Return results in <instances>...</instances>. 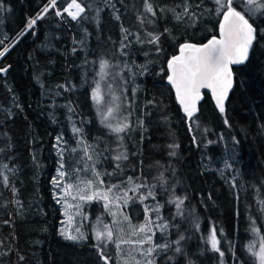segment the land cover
I'll use <instances>...</instances> for the list:
<instances>
[{
  "label": "trees",
  "instance_id": "obj_1",
  "mask_svg": "<svg viewBox=\"0 0 264 264\" xmlns=\"http://www.w3.org/2000/svg\"><path fill=\"white\" fill-rule=\"evenodd\" d=\"M70 1L56 0L29 29V20L50 0H0V51L9 45L0 57V68H8L0 73V171L9 177L8 187L0 177V264H104L90 232L79 243L57 233L61 213L50 181L58 166L53 147L58 136L66 142L65 157L73 167L83 155L79 149L96 148L98 170L113 174L101 177L104 188H151L155 199L143 201L139 197L149 188L128 191L131 199L122 211L131 224H145L146 217L152 222L148 248L169 245L155 249L153 264H258L248 246L264 244V32H258L247 61L232 67L225 113L203 92L193 122L167 84V64L181 44H202L218 36L223 16L215 0H188L195 16L182 20L176 13L183 12L185 0H151L155 17L144 13L143 0H78L86 11L77 20L66 13L57 16ZM234 6L244 12L235 0ZM142 15L154 23L141 25ZM254 21L264 29V17ZM122 28L131 33L127 40ZM146 30L160 34V52L156 45L137 42V35L147 39ZM122 40L126 55H121ZM101 56L119 62L127 81L125 104L131 101V108L123 115L131 129L119 134L122 141L101 124L91 99ZM121 91L116 89L117 95ZM73 126L81 132L74 134ZM119 151L128 159L117 169L111 157ZM173 151L176 155H170ZM175 197H186L180 215L175 203H169ZM145 206L151 211L146 213ZM84 208L90 224L97 217L106 219L100 203ZM158 212L161 218L155 222ZM164 223L168 227L161 231L157 225ZM213 228L223 257L209 243ZM180 236L184 239L177 245Z\"/></svg>",
  "mask_w": 264,
  "mask_h": 264
},
{
  "label": "snow or ice",
  "instance_id": "obj_2",
  "mask_svg": "<svg viewBox=\"0 0 264 264\" xmlns=\"http://www.w3.org/2000/svg\"><path fill=\"white\" fill-rule=\"evenodd\" d=\"M217 4V13L223 16V20L220 23L221 38L217 39L213 36L205 44L196 45L191 43H184L180 45L181 55L172 56L168 60V73L167 81L176 91L177 99L181 106L183 107L184 112L186 113L189 120L195 122L194 114L197 111V101L200 99V89L210 88L212 91L213 98L216 101V107L219 112L223 115L225 113V100L228 96L229 90L233 87V72L230 68V65H240L244 64L249 56V50L253 46V42L257 38L258 32H264V29H260L255 25L254 17L259 14V16L264 17V0H243V6L245 11L241 12L236 9L234 6V0H215ZM56 6V0H50L49 5L45 6L43 12L38 14L35 19H30L27 25V28H32L36 24L37 20L42 18L44 13H47L49 8H54ZM200 5H196L198 8ZM75 8V11H70L69 9ZM3 10V4L0 3V11ZM143 10L144 13L151 14L152 17L157 15L154 10L153 3L151 0H143ZM164 11L163 8L160 9ZM223 10V11H221ZM68 15L71 16L73 20H77L81 14L85 13L86 7L82 6L78 0H71V3L67 8L64 9ZM57 16L61 15V12L58 10L56 12ZM195 13L191 11V8L188 4V0H185V6L182 13H176V19L182 20L184 17H194ZM119 19V17H116ZM141 25L153 24L154 21L149 19L147 16H138ZM251 21V22H250ZM167 31V29H165ZM122 32L125 33L124 40H127L128 35L131 33L127 29L122 28ZM23 35V33H21ZM145 36L147 39H141L137 35L136 40L138 43H148L156 45L157 52H160L159 48L160 34H156L152 31H145ZM127 47L121 41V55H126L123 49ZM8 48L5 47L3 51H0V57H3ZM75 51V49H74ZM124 68H127V65H124ZM119 69V71H117ZM124 69L121 68L119 62L112 63L109 59H105L101 56L98 60V70L96 71L97 79H94V87L91 89V99L96 106L97 116L100 119L101 124L110 130L111 133L117 134V137L120 141L123 140V137L119 134L124 133L131 129V124L128 122V116L123 115L124 111L131 108V101L127 100L126 96V87L127 81L123 79L121 72ZM131 71L130 69H128ZM8 68H0V73H6ZM109 77L111 79L109 80ZM103 82V90H102ZM60 87H65L66 90H69L64 85ZM116 89H121V94L117 95ZM135 89H133V95H135ZM149 104L153 101H149ZM69 111H72L69 108ZM131 115V112L128 113ZM119 117V119H117ZM113 121H117L113 123ZM140 125L143 126V121H139ZM225 125H229L228 119L224 120ZM192 130L191 127L189 129ZM81 132L80 128L73 126V133L79 134ZM223 137H221L222 139ZM195 141V137H193ZM235 141V137L233 138ZM56 144L53 145L54 148H57L59 155V160L57 161L58 167L56 169V176L52 177V185L57 191L53 192V198L56 199L57 203H61L62 200L71 196L73 200L77 198L82 202H90L93 200H102L103 207L105 211L113 217L111 223H105L101 217H97V222L102 225V228H96L93 226L94 239L97 241L94 247L97 249V253L104 264H109V261L113 259L111 255L106 253V249L110 245H114L117 256L123 254V245H131L132 250H137L136 246L139 245L141 249L145 244L152 243V235H149L150 232L149 224L152 222L147 220L146 223L139 226L131 225L129 218L123 213L119 215L123 216V220H118L116 217L117 212L112 211V206L115 200L124 199V203L127 204V200L131 199L128 197V191H138L141 188H149L147 195L141 194L140 199L143 201L148 196H151L155 199V194L152 192L151 188L147 184H137L134 189H121V185L112 184L103 189L101 185H104V180L101 179L103 175L111 176L112 173H102L98 170L97 164L100 160V153L97 152L96 148L92 145H85L83 148L79 149L83 153L78 160L73 161L72 163L76 166L73 167L65 157V152L69 151L66 146V142H63V137L58 136L56 138ZM64 144L63 147L60 145ZM238 143V141H236ZM82 143L80 139L77 140V146ZM213 143V141H209ZM119 147H123L122 143ZM171 148H176L178 145H170ZM71 153H77L78 148L70 149ZM105 151H111L109 148H105ZM95 153V158L94 154ZM170 155H176L175 151L171 152ZM111 159L116 162L115 166L117 169H120V162L127 160L128 156L126 152L119 151L111 157ZM226 166L230 167V165ZM4 168H8L7 165H4ZM162 176V174H161ZM0 177H2V183L4 187L9 186V177L4 174L3 171H0ZM129 181L132 180L131 177L128 178ZM163 183V180H161ZM235 186V185H233ZM154 187V185L152 186ZM113 189L117 191H123V196L113 197ZM13 195L16 193V189L12 187ZM75 192L76 195H72ZM62 193V195H61ZM185 198L175 197L174 200H170L169 203H175L177 214H182V205L184 204ZM18 203V201H17ZM264 203V202H262ZM79 213L80 204L74 205ZM160 205H157L156 211L159 210ZM264 210V209H262ZM151 211L147 206H145V212ZM159 218V217H158ZM84 219H87L85 216ZM125 223L127 228L130 231H126ZM163 231L168 227L166 223L157 225ZM199 225H197V228ZM255 231V229H253ZM76 234H71L66 231H61V235L65 240L79 243L85 239L87 236L81 229L78 227L75 229ZM124 235L121 236L120 234ZM184 237L180 236L179 240L175 241L178 245L180 240H183ZM209 243L213 251L220 252L218 248L219 241L216 238V230L212 229ZM168 244H156L153 247L148 248L147 250H140V255L144 257H151L152 253L157 248L167 249ZM249 251H252V245H249ZM175 251L177 253L181 252L180 247H176ZM261 252L264 253V244L261 245ZM221 257L224 256L223 252H220ZM253 255H258L260 259V264H264V254L253 253ZM23 259V257H21ZM126 264V262H125ZM137 264H140L137 261ZM145 264H153L151 259H146Z\"/></svg>",
  "mask_w": 264,
  "mask_h": 264
},
{
  "label": "rangeland",
  "instance_id": "obj_3",
  "mask_svg": "<svg viewBox=\"0 0 264 264\" xmlns=\"http://www.w3.org/2000/svg\"><path fill=\"white\" fill-rule=\"evenodd\" d=\"M235 1L242 7L243 11H245L244 6H243V0H235ZM70 3H71V1L65 7L67 8ZM69 10L70 11H75V8L73 7L72 10L71 9H69ZM66 15L69 18H71V16L68 15L67 12H66ZM258 18H262V17L259 16V14H257V16L254 17L253 19L256 20ZM5 47L9 48V45L7 44V46H4L3 49ZM3 49L1 51H3ZM176 56H179V53ZM117 119H119V117ZM116 122L117 121H113V123H116ZM56 142L57 141L55 140V144H56ZM63 142H65V141H63ZM63 142L60 145L61 147L64 146ZM54 150H55V153L57 154V156L59 157L58 152H57V148H54ZM66 153H67V151L65 152V155H66ZM56 174L57 173H56V170H55L53 175H52V177L56 176ZM52 177H51V181H50V186H51V191H52V196H53V192L57 191V189L53 188ZM100 187H101V189L104 188L103 185H101ZM118 192L119 191H117L116 189H113V193L111 195L113 197L120 196V193H118ZM61 195H62V193H61ZM72 195H76V193L73 192ZM54 201H55L56 205L58 206L59 211L61 213V218L59 219V223H58V227H57V233L63 239H64V237L61 235V231L62 230L66 231L68 233H71V234H76L75 229L79 227L81 229V231L85 233V235H86V232H90L91 235L94 238L93 226H95L96 228H102V225L97 222V218H96V222H92V224L89 223V214L87 212H85V208L84 207H88V204H90L92 202H97V203L101 204V206L103 208V211H104V214L106 215V219L105 220L102 219V218L101 219L105 223H109L110 224L112 219H113V217L110 216L105 211V209L103 207V201L102 200H93V201H90V202H82V201H79L78 198L76 200H73L71 198V196H69V197L66 198V203H65V200H62L61 203H57L56 199H54ZM76 204H80L79 213L77 212V209L74 207V205H76ZM123 204H124V199H120V200H115L114 204L112 206V211L118 213L116 218L118 220H121V221L123 220V216H121L119 214L123 213V211H122V205ZM123 215H124V213H123ZM85 216L87 217V219H84ZM160 218H161V213L160 212L156 213V216L154 218L155 222L158 219L160 220ZM131 225L139 226L141 224H135V225L131 224ZM125 229H126V231H130V229L127 228V224L126 223H125ZM150 232H151V229H150ZM120 235L123 236L124 234L121 233ZM261 245L262 244L259 241H256L254 244H252V251H251L252 254L253 253L264 254V253L261 252ZM122 247H123V254L120 255V256H117V253H116L114 245H110L109 246V248H108L109 249V255H111L113 257L112 263L114 261V264H125V262H126V264H137V261H139L140 264H145V260L146 259H151V257H144V256L140 255V250H147L148 249V247L146 245L143 246V249H141L140 246L137 245L136 246L137 250H135V251L132 250V246L131 245H127L126 244V245H123ZM254 256L256 257V259L258 261V264H260L259 256L258 255H254ZM109 263H111V261H109Z\"/></svg>",
  "mask_w": 264,
  "mask_h": 264
},
{
  "label": "water",
  "instance_id": "obj_4",
  "mask_svg": "<svg viewBox=\"0 0 264 264\" xmlns=\"http://www.w3.org/2000/svg\"><path fill=\"white\" fill-rule=\"evenodd\" d=\"M222 20H223V17H222L221 21H222ZM221 21H220V23H221ZM215 37H216L217 39H220V38H221L220 24H219L218 36H215ZM210 39H211V38H210ZM207 41H208V40H207ZM207 41L204 42V43H202V44L207 43ZM196 45H201V44H196ZM179 51H180V50H179ZM179 55H181V52H179ZM233 66H237V65H235V64L230 65V68L232 69ZM167 68H168V67H167ZM167 84H169L168 81H167ZM169 85L171 86V88H172V90H173L174 97H175V99H176L178 105L181 107V110L184 112L183 107L181 106V104L179 103V101H178V99H177V95H176V91H175V89L172 87L171 84H169ZM230 90H231V89H230ZM230 90H229V92H230ZM203 92H206V93H208V94L210 95L211 100H212L213 104H214L215 107H216V101H215V99L213 98V95H212V91H211V89H210V88H202V89H200V99H201V97H202V93H203ZM200 99H199V100H200ZM199 100L197 101L196 107H197V105H198ZM216 108H217V107H216ZM217 109H218V108H217ZM184 113H185V112H184Z\"/></svg>",
  "mask_w": 264,
  "mask_h": 264
},
{
  "label": "built area",
  "instance_id": "obj_5",
  "mask_svg": "<svg viewBox=\"0 0 264 264\" xmlns=\"http://www.w3.org/2000/svg\"><path fill=\"white\" fill-rule=\"evenodd\" d=\"M65 8H66V7H65ZM65 8H64V9H65ZM64 9H63L62 11H60V12H61V13H66V12L64 11ZM71 10H72V9H71Z\"/></svg>",
  "mask_w": 264,
  "mask_h": 264
}]
</instances>
